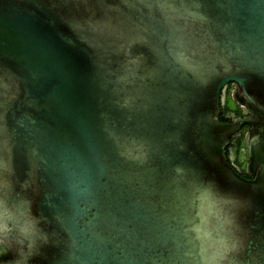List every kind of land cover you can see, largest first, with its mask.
Segmentation results:
<instances>
[{
	"label": "water",
	"instance_id": "1",
	"mask_svg": "<svg viewBox=\"0 0 264 264\" xmlns=\"http://www.w3.org/2000/svg\"><path fill=\"white\" fill-rule=\"evenodd\" d=\"M0 264H264V0H0Z\"/></svg>",
	"mask_w": 264,
	"mask_h": 264
},
{
	"label": "flooded vegetation",
	"instance_id": "2",
	"mask_svg": "<svg viewBox=\"0 0 264 264\" xmlns=\"http://www.w3.org/2000/svg\"><path fill=\"white\" fill-rule=\"evenodd\" d=\"M234 82H230L229 84H227V86L225 87V89L223 90L222 93V105L227 104L229 106V101L233 102V106L231 107V109L233 110L230 114V120L229 121H224V122H231L234 120L235 117H240V116H245L249 114V109L247 106H242L238 103H236L235 101H233L231 98L232 95V91L234 88ZM250 129V125H244L242 130L237 133L236 135H234L231 138V142L235 137H241L242 138V144L240 147V153L237 154L234 151H230L228 156V161L229 163L243 176L246 177H250V175L248 174L247 170H246V164H247V158H246V153H245V134L247 133V131ZM230 142V144H231ZM229 144V145H230ZM228 145V146H229ZM227 146V147H228ZM228 150V148H227Z\"/></svg>",
	"mask_w": 264,
	"mask_h": 264
},
{
	"label": "trees",
	"instance_id": "3",
	"mask_svg": "<svg viewBox=\"0 0 264 264\" xmlns=\"http://www.w3.org/2000/svg\"><path fill=\"white\" fill-rule=\"evenodd\" d=\"M233 110L231 109L230 106H228L227 104L222 105V112L220 114V120L221 121H229L230 120V114ZM242 144V138L241 137H235L231 144L227 147V155H229L230 151H234L235 153L239 154L240 153V147Z\"/></svg>",
	"mask_w": 264,
	"mask_h": 264
},
{
	"label": "rangeland",
	"instance_id": "4",
	"mask_svg": "<svg viewBox=\"0 0 264 264\" xmlns=\"http://www.w3.org/2000/svg\"><path fill=\"white\" fill-rule=\"evenodd\" d=\"M231 99H232V98H231ZM228 104H229V106H231V107L233 106V102H231V101H229Z\"/></svg>",
	"mask_w": 264,
	"mask_h": 264
}]
</instances>
